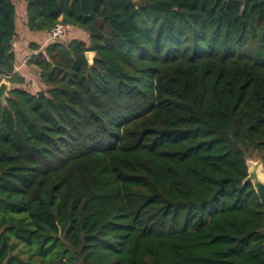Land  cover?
Segmentation results:
<instances>
[{"label":"trees","instance_id":"16d2710c","mask_svg":"<svg viewBox=\"0 0 264 264\" xmlns=\"http://www.w3.org/2000/svg\"><path fill=\"white\" fill-rule=\"evenodd\" d=\"M19 1L89 40L31 42L35 91L0 0V264H264V0Z\"/></svg>","mask_w":264,"mask_h":264},{"label":"crops","instance_id":"0c3cea01","mask_svg":"<svg viewBox=\"0 0 264 264\" xmlns=\"http://www.w3.org/2000/svg\"><path fill=\"white\" fill-rule=\"evenodd\" d=\"M14 1L17 3L19 9L18 36L14 39V52L18 63L17 72L22 74L30 82L31 88H33L35 91H39L43 87L37 75L38 70L34 65L26 64L24 62V59L29 53H31V50L29 49V44L31 42L45 41L46 36L41 34L30 33L26 30L24 26L25 12L24 8L22 7L23 4L20 1L18 2V0ZM66 38L69 40L78 39L83 42H88L89 35L86 32L81 31L77 28H69V32ZM94 57L95 54H93V58Z\"/></svg>","mask_w":264,"mask_h":264},{"label":"water","instance_id":"95a60500","mask_svg":"<svg viewBox=\"0 0 264 264\" xmlns=\"http://www.w3.org/2000/svg\"><path fill=\"white\" fill-rule=\"evenodd\" d=\"M93 54L92 52L86 53V58L89 62V64H92L93 62ZM10 91V84L3 80L0 83V100L4 103L5 98L8 96V92ZM248 166V164H247ZM246 181H249L252 183L254 190L261 202V204L264 207V178L259 175L258 172L253 173L250 171V168L248 166V178Z\"/></svg>","mask_w":264,"mask_h":264},{"label":"built area","instance_id":"2783aa9c","mask_svg":"<svg viewBox=\"0 0 264 264\" xmlns=\"http://www.w3.org/2000/svg\"><path fill=\"white\" fill-rule=\"evenodd\" d=\"M69 32V26L63 24V23H59L57 24L52 30H50L47 35H46V42H51V41H57V40H61L64 39L67 34ZM40 50H34L31 53H29L25 59L24 62L27 63L30 61V59L33 56H36L37 54H39Z\"/></svg>","mask_w":264,"mask_h":264},{"label":"rangeland","instance_id":"374dc122","mask_svg":"<svg viewBox=\"0 0 264 264\" xmlns=\"http://www.w3.org/2000/svg\"><path fill=\"white\" fill-rule=\"evenodd\" d=\"M38 89V88H37ZM247 164L250 171L253 173L258 172L261 177L264 178V159L259 154H253L247 159Z\"/></svg>","mask_w":264,"mask_h":264}]
</instances>
